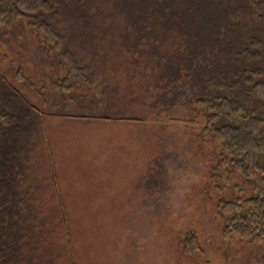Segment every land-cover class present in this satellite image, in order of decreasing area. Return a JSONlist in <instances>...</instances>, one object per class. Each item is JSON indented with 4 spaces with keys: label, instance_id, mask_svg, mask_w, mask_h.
<instances>
[{
    "label": "trees",
    "instance_id": "16d2710c",
    "mask_svg": "<svg viewBox=\"0 0 264 264\" xmlns=\"http://www.w3.org/2000/svg\"><path fill=\"white\" fill-rule=\"evenodd\" d=\"M21 22L58 53L67 71L55 83L58 90L88 76V68L69 47L72 28H78L80 38L89 30L120 23L156 44L142 60L153 79L152 90H142L147 99L144 115L171 114L182 100L202 116L201 133L217 147L212 178L227 181L224 174L230 171L250 185L248 193L236 183L241 196L219 202L222 237L264 252V0H0V30ZM74 43L75 49L81 47L79 40ZM43 115L0 74V264H52V236L59 226L64 243L56 259L65 253L67 264H77L65 213L54 226L31 209L40 198L30 181L41 146L58 205L65 207ZM190 122L197 123L193 118ZM178 236L186 256L204 255L196 232L180 231ZM261 260L264 264V254Z\"/></svg>",
    "mask_w": 264,
    "mask_h": 264
},
{
    "label": "rangeland",
    "instance_id": "374dc122",
    "mask_svg": "<svg viewBox=\"0 0 264 264\" xmlns=\"http://www.w3.org/2000/svg\"><path fill=\"white\" fill-rule=\"evenodd\" d=\"M122 25L118 23L103 31L92 29L80 38L78 28L70 29L69 47L88 68V76L80 82L71 80L59 90L55 83L66 77V68L58 53L38 32L25 22L0 30V74L43 112L48 152L57 176L49 137L55 152L64 160L66 149L62 148L61 139L65 142L64 139L69 138L71 143L73 136H78L79 132L73 129L78 127L80 117L145 119L147 126L142 129L147 137L149 129L153 131L152 174L146 177L145 172L141 176H145L144 180L150 177L148 181H135L140 167L136 156L130 159V172H118L130 180H87L74 184L75 169L72 167L65 171L68 177L62 175L66 183L62 184V191L59 188L63 208L55 197L47 153L39 147L34 155L33 163H37L30 184L38 189L40 198L31 209L38 211L40 220L54 226L61 223V213H65L77 264H263L261 247L238 239L227 242L220 229L219 202L241 196L235 188L236 183L250 193L249 182L230 171L224 174L227 181L212 178L217 147L203 137V118L193 112V106L187 101L178 102L177 110L171 114L165 112L158 116L150 111L144 115L147 99L142 90H152L153 79L147 77L152 70L142 60L147 49L156 44L146 40L135 28ZM75 40H79L81 47L78 49L74 48ZM221 94L231 93L223 91ZM59 116L67 118L60 121ZM179 118L186 121L184 126L179 125ZM191 118L197 123H191ZM96 129L98 134L94 132ZM96 129L82 131L91 141L82 148L80 155H66L67 162L85 170L86 177L98 173L90 162L97 153H102L96 148L102 131L99 127ZM138 131L123 126L105 136L119 145L121 138L134 140ZM104 153H108L107 149ZM119 159L128 164L124 155L112 157L114 162ZM118 174L113 173V176ZM60 227L52 236L56 246L50 258L52 264H67L65 253L56 259L64 243V240L59 241L64 237ZM180 231L199 235L205 252L202 257L190 258L183 253Z\"/></svg>",
    "mask_w": 264,
    "mask_h": 264
},
{
    "label": "crops",
    "instance_id": "0c3cea01",
    "mask_svg": "<svg viewBox=\"0 0 264 264\" xmlns=\"http://www.w3.org/2000/svg\"><path fill=\"white\" fill-rule=\"evenodd\" d=\"M59 120H65L66 116H59ZM62 118V119H61ZM76 118V117H75ZM79 118V117H77ZM77 126L73 129V132H79L78 136H73V140L69 143L68 140L65 138L63 142L62 148H65L66 155L71 154V156H78L82 153V148L88 144L91 140L83 135L82 131L89 132L94 131L96 128H101L102 135H100V140L96 144L97 150H101L102 153H97L93 159L90 161L92 166L95 170L98 171L97 174L89 175L86 177L84 174L85 170L80 166H76V164H72L67 162L66 155L64 154L65 159L62 160L58 153L55 152L54 146L51 144L50 137L49 142L52 147V151L54 153V157L56 160V167L58 171V178L60 182V188L62 191V184L66 183L63 179L62 175L68 177V174L65 171H69L72 167L75 169V176L72 178V182L74 184L77 183H84L87 180L92 182H107L110 180H130L129 177L121 176L118 174L121 170H126L128 172L131 171V164L130 159L136 156L139 159L140 167L138 168L137 175L135 176V181L144 180V177H148V175L152 174L151 169V160L153 158V147H154V140H153V131L149 129V137H147L146 131L142 129L143 126H147L145 119H140L137 121H130L124 119H115V120H101V119H93V118H79L77 119ZM128 126L134 129H139V133L134 140L121 138V144L116 145L113 144V140L110 136H105V133H112L117 131L119 127ZM98 134L97 129L94 131ZM62 138V137H61ZM69 146L72 148L69 149ZM160 148V144H159ZM107 149L108 153L105 154L104 150ZM114 151L115 153H111ZM63 152V150H62ZM144 154V156H143ZM113 155H124L128 159V164H126L125 160L119 159V161L114 162L112 160ZM107 159H104V157ZM153 166V163H152ZM146 172L144 177H141ZM113 173H117V176H113ZM149 178H145L144 181H148ZM63 193V192H62Z\"/></svg>",
    "mask_w": 264,
    "mask_h": 264
}]
</instances>
